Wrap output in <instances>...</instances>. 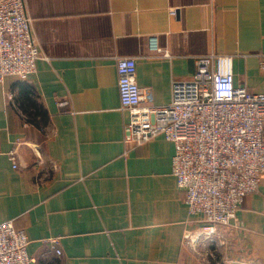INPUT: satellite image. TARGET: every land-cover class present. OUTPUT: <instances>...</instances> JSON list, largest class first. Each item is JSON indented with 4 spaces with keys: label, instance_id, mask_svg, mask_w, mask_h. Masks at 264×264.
<instances>
[{
    "label": "crops",
    "instance_id": "crops-1",
    "mask_svg": "<svg viewBox=\"0 0 264 264\" xmlns=\"http://www.w3.org/2000/svg\"><path fill=\"white\" fill-rule=\"evenodd\" d=\"M24 1L38 56L26 78L0 82V219L25 231L36 264H264V173L212 240L187 241L202 217L171 173L173 142L124 141L114 59L135 57L141 104H166L209 51L231 56L235 85L263 92L264 0ZM33 102L45 120H29Z\"/></svg>",
    "mask_w": 264,
    "mask_h": 264
},
{
    "label": "built area",
    "instance_id": "built-area-1",
    "mask_svg": "<svg viewBox=\"0 0 264 264\" xmlns=\"http://www.w3.org/2000/svg\"><path fill=\"white\" fill-rule=\"evenodd\" d=\"M148 42L160 50L156 35ZM256 55L264 72V52ZM37 56L25 1L0 0V82L7 75L26 78L35 70ZM114 59L120 106L129 113L124 141L139 144L162 134L173 142L171 173L184 191L188 213L202 217L198 229L184 236L189 242L212 240L217 225L234 218L264 173V91L235 85L231 56L209 51L196 56L189 79L171 81L166 104H141L144 89L135 79V57ZM8 155L15 166L13 151ZM27 240L12 219H0V264H36ZM45 241L61 252L57 235Z\"/></svg>",
    "mask_w": 264,
    "mask_h": 264
},
{
    "label": "trees",
    "instance_id": "trees-1",
    "mask_svg": "<svg viewBox=\"0 0 264 264\" xmlns=\"http://www.w3.org/2000/svg\"><path fill=\"white\" fill-rule=\"evenodd\" d=\"M34 104V105H33ZM33 109L30 110L29 114V120H35L36 116H38L40 118V120H45L46 118V113L45 110L43 109V107H41L42 105H39L37 102H33ZM27 110V109H25Z\"/></svg>",
    "mask_w": 264,
    "mask_h": 264
}]
</instances>
